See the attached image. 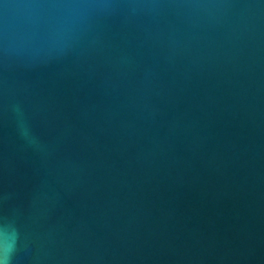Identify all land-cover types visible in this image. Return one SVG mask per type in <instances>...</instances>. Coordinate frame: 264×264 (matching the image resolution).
Segmentation results:
<instances>
[{
  "label": "water",
  "instance_id": "95a60500",
  "mask_svg": "<svg viewBox=\"0 0 264 264\" xmlns=\"http://www.w3.org/2000/svg\"><path fill=\"white\" fill-rule=\"evenodd\" d=\"M5 220L11 264H264V0H0Z\"/></svg>",
  "mask_w": 264,
  "mask_h": 264
},
{
  "label": "clouds",
  "instance_id": "9594fccd",
  "mask_svg": "<svg viewBox=\"0 0 264 264\" xmlns=\"http://www.w3.org/2000/svg\"><path fill=\"white\" fill-rule=\"evenodd\" d=\"M0 227L3 228L5 234L11 233L13 237V241L8 245L7 251L0 255V264H11L12 256L16 251V240L18 239L19 232L15 227V222L11 220H5Z\"/></svg>",
  "mask_w": 264,
  "mask_h": 264
}]
</instances>
